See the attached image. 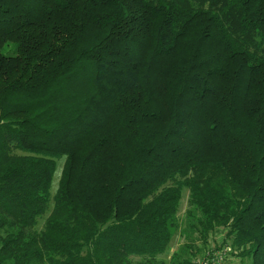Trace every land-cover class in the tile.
I'll use <instances>...</instances> for the list:
<instances>
[{
	"label": "trees",
	"instance_id": "trees-1",
	"mask_svg": "<svg viewBox=\"0 0 264 264\" xmlns=\"http://www.w3.org/2000/svg\"><path fill=\"white\" fill-rule=\"evenodd\" d=\"M210 242L264 264V0H0V264Z\"/></svg>",
	"mask_w": 264,
	"mask_h": 264
},
{
	"label": "rangeland",
	"instance_id": "rangeland-1",
	"mask_svg": "<svg viewBox=\"0 0 264 264\" xmlns=\"http://www.w3.org/2000/svg\"><path fill=\"white\" fill-rule=\"evenodd\" d=\"M13 51H14V44L13 43H9L8 45L4 46V48L2 49V52L4 54H12ZM62 161H63V158L57 160V168H56V171L54 173L53 182H52L51 189H50L51 193H53L55 191L56 187H57V181H58V177H59V174H60ZM186 207H187V191L184 190L183 196H182V200H181V203H180L179 212H178V216L179 217L184 214V211H185ZM43 220H44V216L39 217L38 220H37V226H41ZM214 237L216 238V241H219L220 238L222 237V234L217 232V233H215L213 235V238ZM182 242H183V239L179 235V233H175V235L172 237V240L170 242L169 249L166 252V256L163 257L166 262L169 261V257H170V254H171L172 250H174ZM218 243L217 242H212V244H211V242H210V245H212L215 248V250H220V251L226 250L225 257H224V259H223L221 264H238L239 263L238 258H236L234 256H231V254H229V252L231 251L230 246H227V245L220 246L222 244H220L218 246ZM207 248L208 247H206V246L203 247V249L201 251V256H203V254H204V252H205V250Z\"/></svg>",
	"mask_w": 264,
	"mask_h": 264
},
{
	"label": "built area",
	"instance_id": "built-area-1",
	"mask_svg": "<svg viewBox=\"0 0 264 264\" xmlns=\"http://www.w3.org/2000/svg\"><path fill=\"white\" fill-rule=\"evenodd\" d=\"M225 252L226 250H215V248L210 245L205 250L203 256L200 257L198 264H221L225 257Z\"/></svg>",
	"mask_w": 264,
	"mask_h": 264
}]
</instances>
